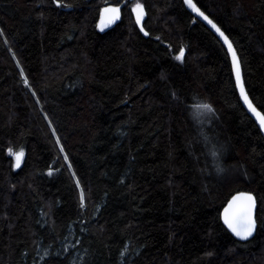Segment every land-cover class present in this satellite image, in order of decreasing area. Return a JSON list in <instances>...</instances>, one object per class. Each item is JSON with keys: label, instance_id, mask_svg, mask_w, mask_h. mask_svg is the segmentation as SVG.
Returning <instances> with one entry per match:
<instances>
[{"label": "trees", "instance_id": "trees-1", "mask_svg": "<svg viewBox=\"0 0 264 264\" xmlns=\"http://www.w3.org/2000/svg\"><path fill=\"white\" fill-rule=\"evenodd\" d=\"M194 1L264 114V0ZM105 4L120 19L100 31ZM241 190L245 241L220 220ZM0 264H264V139L182 0H0Z\"/></svg>", "mask_w": 264, "mask_h": 264}, {"label": "snow or ice", "instance_id": "snow-or-ice-1", "mask_svg": "<svg viewBox=\"0 0 264 264\" xmlns=\"http://www.w3.org/2000/svg\"><path fill=\"white\" fill-rule=\"evenodd\" d=\"M185 3L191 7L199 16H202L205 20L208 21L209 24L220 34L224 39V43L227 44L229 52L232 55V66L236 73V82L237 86L240 88L241 96L243 97L246 104H248L249 109L254 112L259 120L260 126L264 129V115H261L257 112L256 108L253 107L251 101H249L247 94L244 90V85L241 80L240 75V65L236 56V52L233 49L232 43L229 41L228 37L224 35V33L220 30V28L211 21L207 16L204 15L203 12L200 11L198 7L193 3V0H185ZM134 11L136 12V22L139 24L141 22L143 16V6L141 4H137ZM104 12L107 14L102 18V24L107 26L114 22L115 19H118L119 8H105ZM184 55V50H180V54L175 58L178 61H182ZM25 84L28 83L27 79H25ZM195 108V112L193 115L195 117H199L200 115L212 111L211 107L208 104L198 103L193 106ZM17 166L21 161L23 156V152L15 154ZM67 159V157H65ZM83 199V197H82ZM254 197L250 193H239L232 197L229 201L228 206L224 209V222L227 226L232 230V232L242 239H247L253 233L255 228V220L253 217V208H254Z\"/></svg>", "mask_w": 264, "mask_h": 264}, {"label": "water", "instance_id": "water-1", "mask_svg": "<svg viewBox=\"0 0 264 264\" xmlns=\"http://www.w3.org/2000/svg\"><path fill=\"white\" fill-rule=\"evenodd\" d=\"M184 2V5L186 6V8L198 19L200 20L216 37L217 39L220 41V43L223 45L227 55H228V58H229V61H230V65H231V70H232V75H233V79H234V83H235V88H236V92L238 94V97L244 107V109L246 110V112L250 115V117L253 119V121L255 122V124L257 125L263 139H264V129L261 128L260 126V123H259V120L256 116V114L254 112H252L249 107H248V104L245 103L243 97L241 96V93H240V88L237 86V82H236V73L233 69V66H232V55H231V52H229L228 50V46L227 44L224 43V39L223 37L220 36V34L218 32H216V30L212 27L211 24L208 23L207 20H205L202 16H199L198 13H196L191 7H189L186 3H185V0H182ZM193 3L196 5V7H198L200 9L201 12L204 13L205 16H207L211 21H213L219 28L220 30L224 33L225 36H227V34L221 29V27L207 14L205 13L198 5L197 3L193 0ZM110 7H114V8H119V6H116V5H113V4H105L101 10H100V14H99V18H98V23H97V26H98V29L100 31H106L108 29H110L116 22H118V20L120 19V8H119V13H118V19H115L114 22H112L111 24H108L107 26H105L104 24H102V18L105 17L107 14L104 12V9L105 8H110ZM136 20V19H135ZM141 34L143 36H148V32L143 28V25H142V19H141V22L138 24L136 22ZM228 37V36H227ZM229 41L232 43V41L230 40V38L228 37ZM232 46H233V49L235 50L236 52V56H237V59L239 61V65H240V75H241V80L243 82V85H244V90H245V93L247 94L248 96V99L249 101H251L253 107L256 108L257 112H259L261 115H264L262 111H260L256 105L253 103V101L251 100L248 92H247V89L245 87V83H244V78H243V73H242V66H241V62H240V59H239V56L237 54V51H236V48L234 46V44L232 43ZM21 151H18L17 153H20ZM16 153V154H17ZM23 157V156H22ZM21 161H22V158H21ZM21 161L19 163V166L21 164ZM14 165H15V168H18L19 166H17V161H16V156H14ZM239 193H250L253 197H254V208H253V217H254V220H255V228L253 230V233L250 237H248L247 239H242L240 237H237L233 232L232 230L227 226V224H225L224 222V209L228 206V203L229 201L232 199L233 196L235 195H238ZM256 209H257V201H256V197L255 195L252 193V192H249V191H244V190H241V191H237V192H234L227 200L226 202L223 204V206L221 207L220 209V220H221V223L223 224V226L226 228V230L231 234V236H233L235 239L237 240H241V241H245V240H248L250 239L254 234H255V231H256V227H257V221H256Z\"/></svg>", "mask_w": 264, "mask_h": 264}, {"label": "clouds", "instance_id": "clouds-1", "mask_svg": "<svg viewBox=\"0 0 264 264\" xmlns=\"http://www.w3.org/2000/svg\"><path fill=\"white\" fill-rule=\"evenodd\" d=\"M200 103L208 104V105L211 107L212 111L207 112L208 118H210V117L214 114V112H215L214 107H213L212 104H211L210 102H208L207 100H202ZM212 155L215 157V156H218L219 153H217V152H213Z\"/></svg>", "mask_w": 264, "mask_h": 264}, {"label": "rangeland", "instance_id": "rangeland-1", "mask_svg": "<svg viewBox=\"0 0 264 264\" xmlns=\"http://www.w3.org/2000/svg\"><path fill=\"white\" fill-rule=\"evenodd\" d=\"M134 14H136L135 11H134ZM24 81H25V80H24ZM56 173H57V170H51V171H50V174H51V175H55ZM70 243H71L70 239H66V240L64 241L65 247H66V248L69 247Z\"/></svg>", "mask_w": 264, "mask_h": 264}]
</instances>
